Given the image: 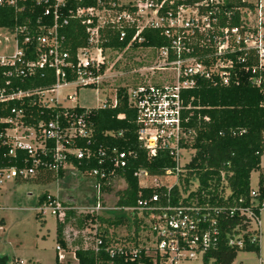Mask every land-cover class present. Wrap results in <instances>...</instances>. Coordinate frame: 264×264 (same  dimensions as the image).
<instances>
[{
	"label": "built area",
	"instance_id": "built-area-1",
	"mask_svg": "<svg viewBox=\"0 0 264 264\" xmlns=\"http://www.w3.org/2000/svg\"><path fill=\"white\" fill-rule=\"evenodd\" d=\"M84 1L0 0V18L8 17L7 9L22 14L19 18L15 15L12 25L0 26L12 35L10 38L0 33V44L3 40L15 43L12 55L0 57V66L9 67L4 75L15 74L23 80L42 68L52 70L55 77L52 86L29 90L10 88L8 78L0 84V105L7 108L11 100L22 102L32 97L29 104L41 108L40 116L54 107L63 108L54 119L34 123L26 122V117L33 114L24 107H13L8 115L0 116V121L7 124L0 132L8 147L4 155L13 161L6 164L0 158V185L11 179H34L41 171L51 172L59 182L65 167L72 165L71 157L89 159L95 154L89 148L74 145L76 139L89 140L92 129L86 117L92 108L84 107L82 113H77L70 110L76 106L66 107L57 97L48 95L67 85L99 88L106 76V51L117 49L103 47L109 36L115 35L120 42L129 37L124 48L128 49L143 42L144 29L158 28L169 40L167 45L149 47L157 50L154 69L162 73L161 80L128 88L127 98L136 110L138 139L148 156L166 149L175 160V165L162 175L138 169L135 175L139 185L165 191L141 194L130 206H106L103 196L110 193L107 187L113 188L120 177L118 170L127 166L131 152L117 147L107 152L99 147L100 166L87 172L94 180L95 205H69L62 203L58 194H49L47 200L38 202L32 209L41 216L50 213L64 224L71 216L100 215L102 210L127 212L132 226L130 235L125 239L117 237L107 250L111 255L119 253L130 260L145 255L152 264H181L198 257L206 261L205 257L218 252L223 242L238 252L251 245L260 247L263 227L259 215L264 200L259 201L257 188L251 190L253 199L248 206L200 203L183 190L175 197L172 188L179 184L178 175L185 164L181 162L183 152L192 149L185 145L195 134L182 125V112L190 107L185 104V91L205 79L223 86L239 84L245 75L262 92L264 105V0H94V5H86ZM72 19L85 26L88 36L87 44L76 49L73 60L71 47L64 43V28ZM66 98L77 99L76 94H68ZM117 103L115 94L99 107H114ZM20 151L25 155L19 159ZM170 175H176L175 183L168 185L160 181V176ZM141 177L148 178L147 181L153 178L154 182L141 183ZM236 214L242 216L243 222L224 230L223 221ZM88 221L95 228L92 244L81 248L98 251L103 244L97 234L100 224L91 217ZM57 244L60 261L79 264L76 251L74 262L70 261L65 247ZM17 264L25 262L18 260ZM230 264L239 263L235 259ZM259 264H264V258L259 257Z\"/></svg>",
	"mask_w": 264,
	"mask_h": 264
},
{
	"label": "trees",
	"instance_id": "trees-1",
	"mask_svg": "<svg viewBox=\"0 0 264 264\" xmlns=\"http://www.w3.org/2000/svg\"><path fill=\"white\" fill-rule=\"evenodd\" d=\"M84 4L94 5L95 1L85 0ZM6 12H8V17L0 18V26H10L15 15L18 18L22 15L16 14L13 9H7ZM64 33V43L71 47V59L73 60L76 49L87 44L88 36L85 26L72 19L64 28ZM142 36L143 42L136 43L133 47H161L169 42L158 28H146ZM128 41L129 37L124 42H120L115 35H111L102 45L105 48L114 47L121 50L125 48ZM8 69V66H0V84H4L9 78L10 88L15 90L48 88L55 82L53 71L50 69L44 71L38 68L33 75L23 80L15 74L5 76ZM72 78L73 76H70V79ZM116 95L118 98L116 106L92 108L87 114L86 119L92 129L89 140L76 139L74 141L75 146L89 148L95 154L89 159L71 157L69 162L82 174L87 175L88 171L100 166V157L97 153L99 147H103L107 152L113 147L131 152L127 166L118 170L120 177L124 178L127 183V189L121 194L118 204L130 206L137 202L141 194L165 191L164 188L140 187L135 172L142 168L151 175H162L167 168L175 165V160L166 149H160L156 156H148L138 139L136 110L128 102L127 89L120 87ZM31 98L26 97L22 102L11 100L7 108L0 105V116L8 115L13 107H24L27 113L33 114V117H26V122L34 123L41 119L44 121L54 119L57 113L63 111L61 107H54L40 116L41 108L37 104L30 105ZM184 99L185 104H190V107L182 112V125L184 129H190L195 133L190 143L185 146L191 147L194 153L179 172V184L172 188L175 197L179 196L183 190L200 203L219 206H248L253 199L250 186L251 174L253 171H260L257 190L260 192L259 201L264 200V169L261 168V158L264 155V105L260 89L249 83L245 75L241 77L239 84L228 86L213 84L205 79L200 80L196 87L185 91ZM70 110L82 113L84 107L76 106ZM6 126L7 124L0 121V132ZM119 132L122 134L119 135ZM7 151L8 147L0 137V158L4 159L6 164H11L13 161L9 160L10 157L4 155ZM18 155L20 159L25 153L20 151ZM17 164L21 165L20 162ZM51 178V172L41 171L35 177V181L47 183ZM107 189L111 192L112 187H107ZM48 195L46 191L42 193L39 203L47 200ZM90 217L93 222L100 224L97 234L103 239V244L98 251L90 248L76 250L79 264H152L151 259L145 255L130 260L125 259L119 253L111 255L107 250L113 241H117L115 230L109 231L110 228L125 225L127 217L108 219L97 214H86L79 217L78 226L84 228L89 225ZM241 221L243 222L242 216L237 214L226 218L223 221L224 230H230ZM64 227L65 224L57 220L56 238L62 247H66ZM244 251L259 253L260 247L251 245L247 246ZM237 255V249L223 242L218 252H211L205 257L204 264H207L210 259L213 264H230ZM6 256L11 260L9 255ZM55 264L67 263L60 261L56 255Z\"/></svg>",
	"mask_w": 264,
	"mask_h": 264
},
{
	"label": "rangeland",
	"instance_id": "rangeland-1",
	"mask_svg": "<svg viewBox=\"0 0 264 264\" xmlns=\"http://www.w3.org/2000/svg\"><path fill=\"white\" fill-rule=\"evenodd\" d=\"M2 35L10 38L12 35L5 29H0ZM15 51V43L2 41L0 44V57L12 55ZM107 62L105 65L106 76L102 79L100 87L67 85L60 88L57 92L49 93L50 98L57 97L58 101L66 107H99L106 98L114 97L120 87L126 89L134 87L139 83H154L161 80L162 73L154 69L157 65V50L150 48L130 47L128 49H109L106 51ZM167 74V73H166ZM70 94H76V100H70L65 97ZM194 150L188 149L183 152L182 163L190 160ZM261 168L264 169V155L261 158ZM75 169V168H74ZM260 171H253L250 178V186L256 189L258 186ZM65 174V173H64ZM85 181L76 185L78 190L88 195L93 193L94 180L87 175H82ZM64 175H61V179ZM60 179V181H61ZM141 177V183L152 184L153 178ZM31 180H7L0 185V257L7 254L11 258L12 264H17L18 260H23L25 264H55L57 255L56 246V228L57 220L55 216L47 213L41 216L32 208L38 206L40 194L46 189L56 187L58 192V183L52 177L47 183H39ZM177 180L176 175L160 176V181L171 185ZM147 181V182H145ZM120 184V183H119ZM68 185L63 188L62 196L69 191ZM114 192L113 200L120 199L124 190L112 188ZM29 193H33L32 199H29ZM49 193V192H47ZM111 194V193H110ZM38 195V196H37ZM119 214V211L112 212ZM260 220L263 233L260 237V252H249L240 250L236 257L239 264H259V257L264 258V207L260 211ZM79 215L71 216L64 227V235L67 246L65 247L67 257L73 261V253L84 245L92 244V236L95 228L79 227ZM126 225L111 227L109 231L115 230L116 237L125 239L130 235L132 226L127 218ZM90 226V227H89ZM253 226L256 222L253 221ZM202 257L185 261L181 264H204ZM207 264H213L212 260Z\"/></svg>",
	"mask_w": 264,
	"mask_h": 264
},
{
	"label": "water",
	"instance_id": "water-1",
	"mask_svg": "<svg viewBox=\"0 0 264 264\" xmlns=\"http://www.w3.org/2000/svg\"><path fill=\"white\" fill-rule=\"evenodd\" d=\"M82 172L78 171L77 169H74V166L67 165L65 167V174L64 177L61 179V181L58 183V192H56V187L52 189H46V192H49V194L54 195L58 194V198L62 203L69 204V205H77V206H93L96 203V193L93 191L92 194L88 195L86 193H82L78 190V187L76 185L82 183L85 181V178L82 176ZM120 183V184H119ZM70 187L69 190L65 196H62V192L65 191L63 188ZM117 190H126L127 189V183L124 178L118 177L116 180L114 186ZM111 193V194H110ZM107 193L103 196L104 202L106 206L108 207H114L118 204L119 198L113 200L114 192ZM41 195V194H40ZM33 193H29V199H32ZM38 196V195H37ZM117 210H102L100 212V216L102 218H117V217H127L130 218V214L127 212L119 211V214H112V212H116Z\"/></svg>",
	"mask_w": 264,
	"mask_h": 264
},
{
	"label": "flooded vegetation",
	"instance_id": "flooded-vegetation-1",
	"mask_svg": "<svg viewBox=\"0 0 264 264\" xmlns=\"http://www.w3.org/2000/svg\"><path fill=\"white\" fill-rule=\"evenodd\" d=\"M0 264H12V262L6 255H3L0 257Z\"/></svg>",
	"mask_w": 264,
	"mask_h": 264
},
{
	"label": "crops",
	"instance_id": "crops-1",
	"mask_svg": "<svg viewBox=\"0 0 264 264\" xmlns=\"http://www.w3.org/2000/svg\"><path fill=\"white\" fill-rule=\"evenodd\" d=\"M65 239H66V238H65ZM66 247H68V246H67V242H66ZM3 255H7V254H3Z\"/></svg>",
	"mask_w": 264,
	"mask_h": 264
}]
</instances>
